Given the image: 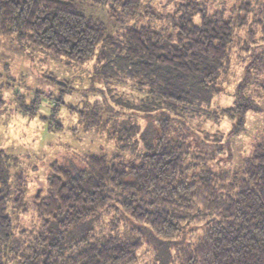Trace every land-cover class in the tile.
<instances>
[{
    "label": "trees",
    "instance_id": "obj_1",
    "mask_svg": "<svg viewBox=\"0 0 264 264\" xmlns=\"http://www.w3.org/2000/svg\"><path fill=\"white\" fill-rule=\"evenodd\" d=\"M76 1L82 0H0V39L13 36L79 63L96 56L102 44L98 62L104 71L137 75L149 85L146 111L210 104L220 92L218 81L234 41L231 19L188 4L165 29L135 24L117 38L77 10ZM88 1L112 5L114 16L118 7L127 17L143 16V0ZM34 107L22 101L24 114L36 115ZM252 109L241 102L223 114L239 118L234 132L240 133ZM159 123L158 132L149 127L143 133L146 150L139 163L92 155L85 168L55 166L46 193H36L41 225L28 244L15 234L10 156L0 150V264H8L6 256L20 264H134L143 235L95 233L113 207L118 212L112 230L120 226L119 214L144 227L155 242L156 264H171V240L199 223L207 230L191 245L189 264H264V140L242 175L219 173L211 167L213 156L185 150L168 138L170 122ZM23 199L22 190L14 204L23 207Z\"/></svg>",
    "mask_w": 264,
    "mask_h": 264
},
{
    "label": "rangeland",
    "instance_id": "obj_2",
    "mask_svg": "<svg viewBox=\"0 0 264 264\" xmlns=\"http://www.w3.org/2000/svg\"><path fill=\"white\" fill-rule=\"evenodd\" d=\"M188 4L198 5L211 15L221 14L235 25L234 41L218 81L220 92L210 104L185 107L177 103L146 111L144 107L152 99L149 85L142 84V77L137 75L104 71L98 62L102 44L96 56L79 63L13 36L0 39V150L10 156L9 212L18 240L28 244L39 230L41 218L35 197L38 190L41 195L46 193L55 166L85 168L92 155L139 163L146 150L143 133L149 127L158 132L160 120L170 122L168 138L182 142L185 150L213 156L214 171L242 175L247 160L264 140V0H143V16L135 18L125 16L119 7L118 16H114L109 4L75 2L77 10L101 22L117 38L135 24L151 23L154 28L165 29ZM195 19L201 22L202 17ZM24 99L31 108L37 106L36 115L23 113ZM241 102H249L253 109L244 129L237 133L234 130L239 118H229L223 109ZM22 190L25 205L19 207L14 198ZM110 210L96 224L95 233L131 239L143 235L144 245L134 264H156L157 250L148 231L136 228L120 214V226L112 230L111 222L118 211L114 207ZM205 230L207 225L199 223L176 234L169 243L171 264H189L190 247ZM6 260L20 264L10 256Z\"/></svg>",
    "mask_w": 264,
    "mask_h": 264
}]
</instances>
